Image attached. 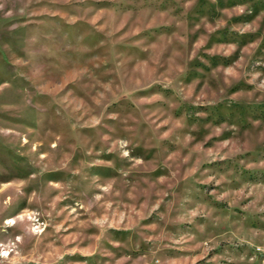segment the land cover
Segmentation results:
<instances>
[{
  "label": "rangeland",
  "instance_id": "rangeland-1",
  "mask_svg": "<svg viewBox=\"0 0 264 264\" xmlns=\"http://www.w3.org/2000/svg\"><path fill=\"white\" fill-rule=\"evenodd\" d=\"M0 264H264V0H0Z\"/></svg>",
  "mask_w": 264,
  "mask_h": 264
}]
</instances>
